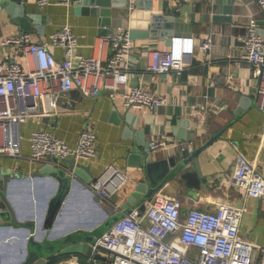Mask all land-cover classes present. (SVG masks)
<instances>
[{
    "label": "crops",
    "instance_id": "crops-1",
    "mask_svg": "<svg viewBox=\"0 0 264 264\" xmlns=\"http://www.w3.org/2000/svg\"><path fill=\"white\" fill-rule=\"evenodd\" d=\"M24 5L25 15L14 16L6 12L0 13V61H20L26 63V57L22 47H7L1 40L11 34L22 31H31L38 40H48L50 34L59 29L65 23L73 26L79 40L78 49L90 54L93 45L99 39L101 33L99 16L76 14L72 9V2L50 0V3L41 5L38 0H18ZM152 8H129L130 20L120 18L112 27V33L123 29L146 28L145 20H148L154 12L166 15L174 14V20H170V26H164L173 34L183 35L188 40L199 44L201 40L210 36L212 48L210 59L197 48L187 55L188 66L174 75L167 76L162 73L145 70V52L155 48L170 46L162 35L133 38L132 57L129 62L131 82L137 83L144 79L145 85L155 91L168 93L169 103L156 109L135 108L125 106L121 100H114L107 93H101L95 97L84 96L79 88H73L62 99L63 106H69L70 110H63L59 115L32 118L23 126L26 136L34 128L49 127L65 138L71 145L76 144L78 134L83 126L90 122L97 132L98 157L91 163L92 172L96 176L108 164L126 168L131 173L127 184L111 196V202L97 197L99 194L92 188L91 182L78 178L67 184L65 198L60 205L55 220H49L48 216L51 204L55 201L60 183L50 173L39 176H30L31 172L41 168L44 164L35 162L28 157H14L0 155V164L3 167H11L10 181L4 193L15 208L16 212L25 218L34 220L35 230L43 232L42 236L50 237L57 226V218L67 206H70L79 216L92 219L88 225H97L114 215L117 206L123 208L127 204V197L133 188L134 176H142L141 167L127 164L125 155L131 146L138 145L146 140L164 136L167 140L181 141L177 137L175 126L180 119L188 118L192 124L202 131L198 137L199 143L203 142L206 135L223 128L222 136L211 144L201 154L202 169L205 174L215 173L214 179L207 181L198 191V196H192L183 188L181 183L169 182L162 190L167 195H181L183 199V211L187 212L192 207L212 209L215 202L232 201L241 204L243 201V188L234 183L233 166L238 153H243L250 160L259 164L264 174V110L258 106L254 73L251 64L239 58L243 36L247 33L249 17L254 14L258 19L260 31L264 30V7L258 0H153ZM117 10H115L117 15ZM28 14L36 15L28 16ZM114 15V16H115ZM167 22V21H165ZM40 25L42 28H40ZM264 34V33H263ZM54 53L61 58L64 54L62 46H52ZM111 48L107 45V54ZM190 53V52H189ZM232 74L238 81L239 89L231 88L226 76ZM247 96L248 106L244 111L237 113L241 99ZM210 101V105L217 109L211 115L205 111L192 112V104H201ZM121 116L120 122L113 120V112ZM131 126V136L125 135V129ZM185 128V130H188ZM141 136L138 137L139 132ZM202 136V138H201ZM141 140V141H140ZM173 142V141H172ZM171 148L170 146H162ZM25 154L30 153V144L24 141ZM18 172L15 176L13 173ZM21 172V173H20ZM17 173V174H18ZM30 178L31 185L37 184L39 178L52 181L53 191L47 196L46 219L39 220L35 212H24L26 205L25 194L21 190L25 179ZM29 180V179H28ZM66 197H69L67 200ZM74 201L70 202V199ZM36 199V198H35ZM129 207H133L128 202ZM248 209L243 217L242 232L252 241L264 245V195L259 198H251L247 203ZM77 226L83 223H75ZM84 225V224H83ZM61 226V225H59ZM71 229L68 224H63L58 231L64 232ZM8 225H0V258L3 250L14 247L18 240H23L24 230L17 234L11 231ZM2 244H6L3 246ZM106 259L90 258L84 253L78 257V253L70 254L73 262L59 264H110L111 252L100 250Z\"/></svg>",
    "mask_w": 264,
    "mask_h": 264
},
{
    "label": "built area",
    "instance_id": "built-area-1",
    "mask_svg": "<svg viewBox=\"0 0 264 264\" xmlns=\"http://www.w3.org/2000/svg\"><path fill=\"white\" fill-rule=\"evenodd\" d=\"M38 2L45 5L50 0ZM130 2L133 6L134 0ZM258 2L264 7V0ZM133 40L129 29L102 34L95 41L93 52L85 54L78 49L79 40L70 23L53 31L47 41L35 39L27 30L4 37L3 45L22 47L26 63L0 61V155L26 156L60 167L70 157L81 163L95 161L99 154L97 132L90 122L80 130L74 145L53 128H34L28 136L23 131L24 124L32 118L70 110L61 104V99L73 88L90 97L107 93L127 107L156 109L167 105L168 93L148 88L142 78L131 82ZM55 45L64 49L61 58L52 50ZM107 45L111 54H107ZM212 45L210 36L196 44L186 36L174 34L170 46L145 52V70L172 77L187 68V55L197 48L209 58ZM239 58L253 68L257 103L264 110V34L254 14L249 17ZM226 81L231 88L239 89L232 74L226 76ZM191 108L192 112L205 111L208 115L217 111L210 101L192 104ZM25 139L30 144L27 154ZM170 143L162 136L151 140V147L157 149ZM130 178L126 168L110 163L95 176L91 186L102 200L111 202V196ZM233 179L244 190L241 204L218 200L212 209L192 207L184 212L181 195L158 191L145 209L133 207L102 233L94 248L100 244L109 248L110 264H264V245L244 236L241 228L248 200L264 195V174L259 164L238 153ZM116 210H121L120 206Z\"/></svg>",
    "mask_w": 264,
    "mask_h": 264
},
{
    "label": "water",
    "instance_id": "water-1",
    "mask_svg": "<svg viewBox=\"0 0 264 264\" xmlns=\"http://www.w3.org/2000/svg\"><path fill=\"white\" fill-rule=\"evenodd\" d=\"M63 1V0H61ZM234 0H230L233 2ZM72 9L76 14L97 15L99 16L100 30L102 34L112 33L113 25L120 18L130 20V14L126 9L131 8H152L153 0H134L133 6L130 0H73ZM5 9L11 16H24V5L18 0H0V13ZM117 10V15L115 10ZM115 15V16H114ZM37 18L36 15L28 14ZM175 15H166L163 13L154 12L148 20H145L146 28H130L132 38L150 37L162 35L171 44L173 32L167 29H162L164 26H170V20H174ZM115 21V23H114ZM167 21V22H165ZM114 23V24H113ZM40 28L42 26L40 25ZM264 33V30H263ZM250 98L244 96L238 106L237 113L244 111L248 106ZM113 120L120 122L121 116L117 109L113 112ZM192 120L188 118L180 119L175 126L177 137L181 141L170 143L171 148L159 147L154 149L151 147V141L146 140L139 144L144 146V149L138 145L131 146L125 155L128 165L141 167L143 175L134 176L132 180L133 188L127 197V201L133 204V207L139 206L145 209L148 206V201L158 191H162L169 182L173 184L181 183L183 188H187V192L192 196H198V191L207 181L214 179L215 173L205 174L202 169L201 154L222 136L223 128L216 132L209 133L203 142L199 143L198 137L202 135V131L192 124ZM188 130H185V128ZM132 127L125 129V135L131 136ZM141 131L138 137L141 136ZM202 138V136H201ZM141 141V140H140ZM67 164L63 167L55 166L50 163L44 164L41 168L31 172L30 176L36 177L44 173H50L60 183L61 189L57 194L54 204L52 202L49 209V220H55L60 209V205L65 198L67 184H70L80 177L87 182H91L95 175L92 172L91 163H81L75 158L70 157L66 160ZM11 167H3L0 164V225H8L11 231L17 234L24 230V255L23 259L18 264H51L56 255L62 253L76 254L81 257V253L86 254L94 259H106V256L100 250L111 251L104 245H98L94 248L97 238L112 226L120 217L130 212L133 207L127 204L116 210L114 215L107 220L97 225H71V229L64 232H54L50 237L42 236L43 232L38 231L32 234L35 230L34 220L25 218L18 214L8 199L4 191L8 188V182L11 179L9 173ZM18 176L19 173L12 172ZM18 173V174H17ZM21 173V172H20ZM132 173V172H131ZM132 175V174H131ZM30 180V178H28ZM97 197H100L99 195ZM69 200V197H66ZM34 215V214H33ZM17 241V238L13 239Z\"/></svg>",
    "mask_w": 264,
    "mask_h": 264
},
{
    "label": "rangeland",
    "instance_id": "rangeland-1",
    "mask_svg": "<svg viewBox=\"0 0 264 264\" xmlns=\"http://www.w3.org/2000/svg\"><path fill=\"white\" fill-rule=\"evenodd\" d=\"M21 190L25 194V201H22L24 205H26V210L24 212H35L34 215L37 219L45 220L47 196L53 191L52 181L39 178L37 184L32 186L31 181L25 179ZM71 201L73 202L74 199H70V202ZM79 215L80 214H77L70 206H67L63 213L58 215V225L56 227L53 226L54 231H58L63 224L71 226L75 223L89 224L92 222V219ZM2 245L5 246L6 244ZM24 252V242L22 240H17L14 247H7L3 250L0 264H18L23 259Z\"/></svg>",
    "mask_w": 264,
    "mask_h": 264
},
{
    "label": "trees",
    "instance_id": "trees-1",
    "mask_svg": "<svg viewBox=\"0 0 264 264\" xmlns=\"http://www.w3.org/2000/svg\"><path fill=\"white\" fill-rule=\"evenodd\" d=\"M69 258H70V254L69 253H62V254L56 255L53 258L51 264H59L61 261L69 259Z\"/></svg>",
    "mask_w": 264,
    "mask_h": 264
}]
</instances>
